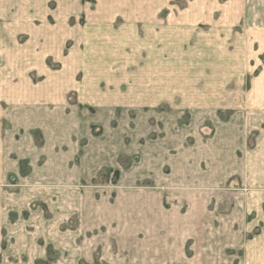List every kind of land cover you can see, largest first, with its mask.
Wrapping results in <instances>:
<instances>
[{"label":"rangeland","instance_id":"rangeland-1","mask_svg":"<svg viewBox=\"0 0 264 264\" xmlns=\"http://www.w3.org/2000/svg\"><path fill=\"white\" fill-rule=\"evenodd\" d=\"M205 213L264 249V0H0V264H146Z\"/></svg>","mask_w":264,"mask_h":264},{"label":"crops","instance_id":"crops-1","mask_svg":"<svg viewBox=\"0 0 264 264\" xmlns=\"http://www.w3.org/2000/svg\"><path fill=\"white\" fill-rule=\"evenodd\" d=\"M215 217L210 213L183 215L178 233L180 245L174 249L167 246L147 250L146 264H264V249L254 246L262 245L258 242L262 236L247 242L248 231L244 219L239 220L244 223L243 228L241 224H233L225 230L222 226L209 224L215 221ZM223 218L226 219L222 217V222ZM217 238L226 241L215 242ZM230 238L239 239L234 241Z\"/></svg>","mask_w":264,"mask_h":264}]
</instances>
